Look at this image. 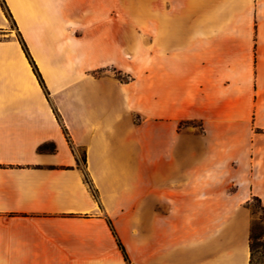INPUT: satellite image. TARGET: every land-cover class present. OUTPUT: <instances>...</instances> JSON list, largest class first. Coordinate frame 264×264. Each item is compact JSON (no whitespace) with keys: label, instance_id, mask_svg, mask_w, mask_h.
I'll return each instance as SVG.
<instances>
[{"label":"crops","instance_id":"crops-1","mask_svg":"<svg viewBox=\"0 0 264 264\" xmlns=\"http://www.w3.org/2000/svg\"><path fill=\"white\" fill-rule=\"evenodd\" d=\"M253 200L264 0H0V264H249Z\"/></svg>","mask_w":264,"mask_h":264},{"label":"trees","instance_id":"trees-1","mask_svg":"<svg viewBox=\"0 0 264 264\" xmlns=\"http://www.w3.org/2000/svg\"><path fill=\"white\" fill-rule=\"evenodd\" d=\"M22 49L24 51V54L26 56V58L28 59L30 65L32 66V69H33V72L34 74L36 75L38 81L42 84V80L40 78V75L36 69V66L34 65L31 57L29 56L28 54V51L26 49V46L22 43ZM64 133L66 134V131L64 130ZM69 142V140H68ZM47 149V146H43L40 148V151H44ZM83 163H85V158L82 159ZM86 182L89 184V182L87 181V178H86ZM92 193L94 195V197L96 198V192L94 190H92ZM259 205H260V208H261V213H262V221L264 220V208L261 206L260 204V201L259 200H255ZM108 223V226L112 232V235L113 237L115 238L116 240V243H117V246L122 254V257L124 259V261L129 264V260H128V256L125 252V249L124 247L122 246V244L120 243L113 227H112V224L110 221L107 222ZM264 239V235L263 233H258L257 232V229L255 228L254 224H251V228H250V235H249V252H250V259H249V264H255V260H256V255L258 254V248H259V245H258V242L260 240ZM262 247V246H261Z\"/></svg>","mask_w":264,"mask_h":264},{"label":"rangeland","instance_id":"rangeland-1","mask_svg":"<svg viewBox=\"0 0 264 264\" xmlns=\"http://www.w3.org/2000/svg\"><path fill=\"white\" fill-rule=\"evenodd\" d=\"M251 213L253 214V220L251 224H254L258 233L264 235V220L262 221V213L260 205L253 200L249 206ZM258 254L256 255L255 264H264V239L258 242ZM262 246V247H261Z\"/></svg>","mask_w":264,"mask_h":264}]
</instances>
